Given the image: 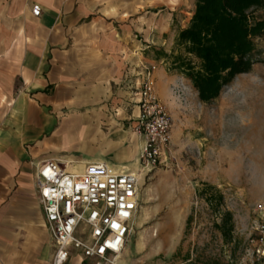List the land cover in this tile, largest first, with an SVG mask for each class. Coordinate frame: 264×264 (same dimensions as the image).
<instances>
[{"label": "crops", "instance_id": "obj_1", "mask_svg": "<svg viewBox=\"0 0 264 264\" xmlns=\"http://www.w3.org/2000/svg\"><path fill=\"white\" fill-rule=\"evenodd\" d=\"M108 1L0 0V264H52L38 165L105 161L137 173L125 163L139 157L143 142L117 126L105 106L115 95L128 101L123 120L134 128L144 69L157 66V94L180 80L165 63L196 1L115 0L134 5L120 19L115 8L104 9ZM143 3L160 6L143 15L136 9ZM163 94L168 99L170 89ZM69 264L87 263L73 257Z\"/></svg>", "mask_w": 264, "mask_h": 264}, {"label": "rangeland", "instance_id": "obj_2", "mask_svg": "<svg viewBox=\"0 0 264 264\" xmlns=\"http://www.w3.org/2000/svg\"><path fill=\"white\" fill-rule=\"evenodd\" d=\"M131 6L115 0L103 5L115 8L119 19L121 12H126L125 17L132 12ZM155 6L160 5L143 3L136 9L149 15L159 9ZM254 15L264 18V9ZM255 44L258 62L252 70L237 75L209 103L199 100L191 81L173 66L172 56L166 61L168 74L180 79L162 91L166 94L170 89L168 99L158 92L173 126L171 152L157 167L143 165L137 157L125 163L140 176L139 204L135 229L118 264L246 261L253 247V226L261 217L258 207L264 204V37ZM175 51L182 50L176 47ZM154 56L159 59L161 54ZM127 103L115 95L105 107L119 122L117 126L130 133L134 128L123 120L125 108L130 107ZM68 133L66 137L73 140ZM136 137L141 145L143 139ZM202 182L221 190L225 206L233 213L234 228L227 239L216 226L219 216L197 194Z\"/></svg>", "mask_w": 264, "mask_h": 264}, {"label": "built area", "instance_id": "obj_3", "mask_svg": "<svg viewBox=\"0 0 264 264\" xmlns=\"http://www.w3.org/2000/svg\"><path fill=\"white\" fill-rule=\"evenodd\" d=\"M33 14L42 12L39 4ZM155 64L146 67L137 89L140 107L134 125L143 139L139 163L157 167L171 152L172 122L156 93ZM82 163L51 158L38 165L35 182L45 225L54 247L52 264L79 257L87 264H118L135 229L139 178L105 161ZM69 165L71 168H69ZM252 250L243 264H264V204L258 207Z\"/></svg>", "mask_w": 264, "mask_h": 264}, {"label": "trees", "instance_id": "obj_4", "mask_svg": "<svg viewBox=\"0 0 264 264\" xmlns=\"http://www.w3.org/2000/svg\"><path fill=\"white\" fill-rule=\"evenodd\" d=\"M195 1L189 25L180 29L175 39L182 51L170 57L173 66L191 81L199 100L209 103L220 97L237 75L250 72L258 62L255 42L264 37V18L254 14L264 9V0ZM197 194L219 216L216 226L229 238L235 222L223 192L202 182Z\"/></svg>", "mask_w": 264, "mask_h": 264}, {"label": "bare ground", "instance_id": "obj_5", "mask_svg": "<svg viewBox=\"0 0 264 264\" xmlns=\"http://www.w3.org/2000/svg\"><path fill=\"white\" fill-rule=\"evenodd\" d=\"M69 168H71V166L69 165ZM78 168H83V164H80L79 166H78ZM134 173V172H133ZM135 175H137L138 176V178H139V180H140V176L137 174V173H134Z\"/></svg>", "mask_w": 264, "mask_h": 264}]
</instances>
